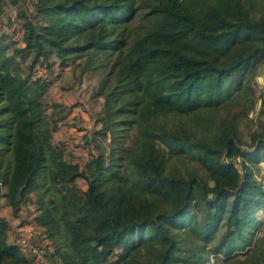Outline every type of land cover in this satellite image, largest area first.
<instances>
[{
    "label": "trees",
    "instance_id": "16d2710c",
    "mask_svg": "<svg viewBox=\"0 0 264 264\" xmlns=\"http://www.w3.org/2000/svg\"><path fill=\"white\" fill-rule=\"evenodd\" d=\"M9 1L22 46L9 52L14 40L0 31V196L18 216L32 200L51 263L264 264V94L248 144L238 125L256 111L264 3ZM135 2L147 24L131 38ZM29 53L32 64L81 59V72L99 74L94 134L107 155L81 168L52 141L50 83L22 75L15 58ZM8 227L0 216V264H33Z\"/></svg>",
    "mask_w": 264,
    "mask_h": 264
},
{
    "label": "rangeland",
    "instance_id": "374dc122",
    "mask_svg": "<svg viewBox=\"0 0 264 264\" xmlns=\"http://www.w3.org/2000/svg\"><path fill=\"white\" fill-rule=\"evenodd\" d=\"M0 1V31L4 30L3 32L8 34V42H10V38H13L15 41L10 43L9 52H12L16 49L15 47L22 46L20 40L22 32L20 28L21 21L15 16V6L9 0ZM257 2L262 4L264 0H257ZM135 6L138 7L137 11L124 24L125 31L131 34V38L136 33V35L142 33L144 26L147 24L146 19H143L147 8L138 6L137 2H135ZM15 58L18 61L22 75L29 74L32 79L41 76L45 78L47 83H50L42 94L46 112L51 114L58 123L65 124L66 128V124L68 123L69 126L75 129L72 135L67 133L66 135L60 136L57 132H54L52 135V141L54 143H60V145L65 147V157L78 162L80 167L83 168L92 154L103 153L107 155L110 149L108 139H100L94 134V131L100 128L97 119L103 110V97L93 95L98 87L99 74L91 71L81 72V59L76 61L70 60L67 66L61 67L55 56L50 57L47 61H36L33 64V57L30 53L24 57L18 54ZM255 78L256 82L254 83V87L256 91L254 93L257 102L256 111L252 110L248 113L249 116H241L238 119L239 129L246 144L249 143V131L256 126L257 109L261 103L260 95L264 94V65L259 66ZM62 93L67 95L66 100L70 107L76 106L73 114L69 116V122L65 118L64 109L61 106H53L54 103H58L56 100ZM80 111L85 112V115H81ZM191 125L192 122L187 121L185 126L190 127ZM196 127L200 130L198 124ZM258 165L257 176L264 183V161ZM76 185L81 191H85L87 188L86 180L83 177L76 179ZM31 196L34 199L35 192H31ZM35 213L32 200L23 204L18 212V214L23 216L24 221L28 219L26 222L32 220ZM9 214L11 213L7 215ZM261 217L263 218L262 215ZM209 257L210 261L207 264H222V257L211 255Z\"/></svg>",
    "mask_w": 264,
    "mask_h": 264
},
{
    "label": "built area",
    "instance_id": "2783aa9c",
    "mask_svg": "<svg viewBox=\"0 0 264 264\" xmlns=\"http://www.w3.org/2000/svg\"><path fill=\"white\" fill-rule=\"evenodd\" d=\"M26 221L28 219L18 225L13 241L32 257L33 264H52L46 251L47 240L43 238V227L32 220Z\"/></svg>",
    "mask_w": 264,
    "mask_h": 264
},
{
    "label": "crops",
    "instance_id": "0c3cea01",
    "mask_svg": "<svg viewBox=\"0 0 264 264\" xmlns=\"http://www.w3.org/2000/svg\"><path fill=\"white\" fill-rule=\"evenodd\" d=\"M66 96L67 95H65V93H62L57 98L56 102L60 103L63 106L65 118L68 119V122H69L70 121L69 116L71 114H73V112H74L73 110L76 108V106L74 105V106L70 107L68 105V101L66 100ZM80 114L81 115H85V112L80 111ZM61 124L58 123L57 130L55 131V132L59 133L60 136L66 135L67 133L70 134V135L74 134L73 132H74L75 129H73L71 126H69L68 123L66 124L67 128L65 127V124H62V125ZM8 213H11V214L7 215ZM0 216H2L5 219H7L8 223H9L8 239L13 241L15 231H16L18 225L20 224V222L24 219L23 216H21V214H19V216L18 215H14L12 213L11 207L6 204L5 199L2 196H0Z\"/></svg>",
    "mask_w": 264,
    "mask_h": 264
}]
</instances>
